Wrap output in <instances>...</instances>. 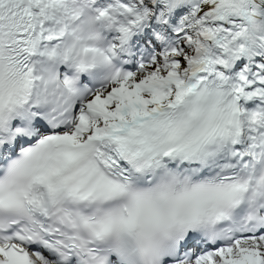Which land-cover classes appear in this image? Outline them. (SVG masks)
Returning a JSON list of instances; mask_svg holds the SVG:
<instances>
[{
  "label": "snow or ice",
  "instance_id": "snow-or-ice-1",
  "mask_svg": "<svg viewBox=\"0 0 264 264\" xmlns=\"http://www.w3.org/2000/svg\"><path fill=\"white\" fill-rule=\"evenodd\" d=\"M0 264H264V0H0Z\"/></svg>",
  "mask_w": 264,
  "mask_h": 264
},
{
  "label": "clouds",
  "instance_id": "clouds-1",
  "mask_svg": "<svg viewBox=\"0 0 264 264\" xmlns=\"http://www.w3.org/2000/svg\"><path fill=\"white\" fill-rule=\"evenodd\" d=\"M100 44H101V46H103L104 45V41H100ZM103 71H104L103 69L100 70V74L101 75H103Z\"/></svg>",
  "mask_w": 264,
  "mask_h": 264
}]
</instances>
